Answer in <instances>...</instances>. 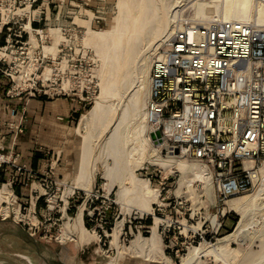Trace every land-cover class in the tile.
I'll list each match as a JSON object with an SVG mask.
<instances>
[{"label":"rangeland","instance_id":"rangeland-1","mask_svg":"<svg viewBox=\"0 0 264 264\" xmlns=\"http://www.w3.org/2000/svg\"><path fill=\"white\" fill-rule=\"evenodd\" d=\"M224 17L264 26V0H0V136L18 123L15 138L24 134L32 99L76 104L67 136L41 146L37 167L18 161L27 171L8 163L0 174L2 264H182L212 247L190 264H264V162L249 191L221 201L199 164L153 151L144 119L166 32ZM79 207L78 245L62 237Z\"/></svg>","mask_w":264,"mask_h":264},{"label":"built area","instance_id":"built-area-1","mask_svg":"<svg viewBox=\"0 0 264 264\" xmlns=\"http://www.w3.org/2000/svg\"><path fill=\"white\" fill-rule=\"evenodd\" d=\"M173 27L150 65L144 118L160 146L209 174L224 201L256 184L264 160V26L225 19ZM17 159L0 153V167L11 163L21 175Z\"/></svg>","mask_w":264,"mask_h":264},{"label":"crops","instance_id":"crops-1","mask_svg":"<svg viewBox=\"0 0 264 264\" xmlns=\"http://www.w3.org/2000/svg\"><path fill=\"white\" fill-rule=\"evenodd\" d=\"M75 107L76 104L66 97L50 101L46 97L32 99L28 105L29 117L28 123L25 125L24 134H21L17 139L15 138L16 136H9L7 141L0 136V150L5 147L6 151H8L5 155L10 152L17 153V162L29 161L30 163H28L31 167H37L41 161L39 149H42V147L50 149V145H53L51 142L56 139V142H58L61 137L65 138L67 136L71 125L70 118L75 112ZM1 109L3 108L0 107ZM5 143L6 145H4ZM6 165L4 164V166L0 167V174L5 171ZM3 185L6 184L3 183ZM36 257L44 263V260L39 255L36 254ZM25 260L27 261V259ZM33 263H36V260Z\"/></svg>","mask_w":264,"mask_h":264},{"label":"bare ground","instance_id":"bare-ground-1","mask_svg":"<svg viewBox=\"0 0 264 264\" xmlns=\"http://www.w3.org/2000/svg\"><path fill=\"white\" fill-rule=\"evenodd\" d=\"M127 6H128V4H127ZM127 8V7H126ZM132 10V9H131ZM133 12H131V14H132ZM147 15V14H146ZM240 16H242V17H245L244 15H240ZM150 17L151 16H148L147 15V17L145 16V18H144V21H145V24L147 25V23H149V20H150ZM238 18V17H237ZM225 19H233V18H228V17H224V18H221V19H216V20H225ZM135 20V19H134ZM233 20H238V19H233ZM208 21H212V20H208ZM208 21H206V22H208ZM239 21H243V20H239ZM142 22V21H141ZM246 22V21H245ZM163 23H164V21H163ZM131 24V23H130ZM145 24L143 25V26H145ZM147 26H149V24L147 25ZM262 26V25H261ZM165 27H167V23L165 24ZM144 29V28H143ZM167 29H168V27L166 28V30H165V32L167 31ZM174 29V28H173ZM173 31V30H172ZM164 33V32H163ZM171 33L172 32H166V34L165 35H168V36H170L171 35ZM129 35V34H128ZM168 36H167V38H168ZM131 38V37H130ZM166 38V39H167ZM166 39H165V41H166ZM164 41V42H165ZM115 43V42H114ZM130 47V46H129ZM127 48V47H126ZM125 51H127L126 49H125ZM125 57V56H124ZM125 61V60H124ZM127 63V62H126ZM125 63V64H126ZM125 67V66H124ZM121 71V70H120ZM96 105V104H95ZM96 108V107H95ZM145 119V118H144ZM151 132L150 133H152V132H154V129H153V127H151V130H150ZM150 138H149V136H148V134H145L144 135V137L143 138H139L138 139V142H137V147H138V149L139 150H142L143 149V145H144V141L145 140H149ZM153 151L155 150V148H158L159 146H160V144H159V141H156V140H154L153 142ZM81 151V150H80ZM152 151V150H151ZM81 153V152H80ZM154 153V152H153ZM150 154H151V152H150ZM181 157H183V155H169L168 156V158L170 159V161H172V162H174V163H176V165H178V164H180L181 162L178 160L179 158H181ZM160 158V157H159ZM168 160V159H167ZM152 162V161H151ZM262 162H264V161H262ZM79 165V163H76V166H78ZM80 169V168H79ZM95 173H96V169L95 168H93V170H92V177H94V175H95ZM79 179V178H78ZM258 180V179H257ZM77 185H80V183H77ZM8 194V193H7ZM5 195V189L3 188V187H0V202H4V201H6V199H7V197L6 196H4ZM122 196V195H121ZM120 196V197H121ZM9 201V200H8ZM248 201V199H241L239 202H237L236 204H234V206H233V208L234 207H237V205L238 204H242V203H246ZM9 202H14V198L13 199H11V201H9ZM144 206V205H143ZM63 209V208H62ZM8 213V211H7V208H4V209H2V214H3V216H5L6 214ZM82 214H83V210H82V207H79V209L77 210V212H76V214H75V216L72 218V220H73V222L71 223V224H68L67 225V231H68V234L67 233H65V234H63V237L62 238H69V239H72V240H74L75 242H76V244H80L81 243V241H82V238H83V227H82ZM16 217H18V214H17V211H16V213H15V216H14V218H16ZM216 247H212V248H210L209 250H206V251H201V250H199V248L198 249H196V248H194L193 250H191V253H188L187 254V256L185 257V260L183 261V263L182 264H190L191 262H192V259L194 258V257H196V256H198V255H203L205 252L206 253H209V252H215L216 251ZM148 256V255H147ZM151 257L152 256H150V259H151ZM147 258V257H146ZM0 264H2L1 262H0ZM108 264H113L112 262H108Z\"/></svg>","mask_w":264,"mask_h":264},{"label":"trees","instance_id":"trees-1","mask_svg":"<svg viewBox=\"0 0 264 264\" xmlns=\"http://www.w3.org/2000/svg\"><path fill=\"white\" fill-rule=\"evenodd\" d=\"M4 43H5V38L2 37V39L0 40V46H3ZM1 76H2V75L0 74V77H1ZM75 117H77V114H76ZM34 157L37 158L35 155H34ZM33 160H35V159H33ZM33 163H34V162H33ZM19 194H20V192L18 191L17 195H19ZM150 223H151V221H150V220H147V225H150Z\"/></svg>","mask_w":264,"mask_h":264},{"label":"water","instance_id":"water-1","mask_svg":"<svg viewBox=\"0 0 264 264\" xmlns=\"http://www.w3.org/2000/svg\"><path fill=\"white\" fill-rule=\"evenodd\" d=\"M150 137L153 139V140H156V138L158 139L159 138V131H154L150 134ZM175 153H177V150H174Z\"/></svg>","mask_w":264,"mask_h":264}]
</instances>
